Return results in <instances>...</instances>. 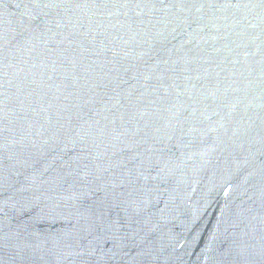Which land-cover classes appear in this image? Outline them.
<instances>
[{
    "label": "water",
    "instance_id": "1",
    "mask_svg": "<svg viewBox=\"0 0 264 264\" xmlns=\"http://www.w3.org/2000/svg\"><path fill=\"white\" fill-rule=\"evenodd\" d=\"M0 264H264V0H0Z\"/></svg>",
    "mask_w": 264,
    "mask_h": 264
}]
</instances>
